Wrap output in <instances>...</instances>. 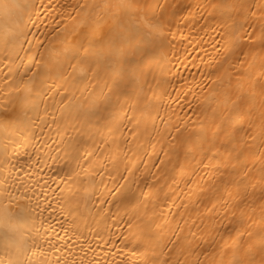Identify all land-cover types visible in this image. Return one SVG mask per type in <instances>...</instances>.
I'll return each mask as SVG.
<instances>
[{
    "label": "bare ground",
    "instance_id": "6f19581e",
    "mask_svg": "<svg viewBox=\"0 0 264 264\" xmlns=\"http://www.w3.org/2000/svg\"><path fill=\"white\" fill-rule=\"evenodd\" d=\"M0 264H264V0H0Z\"/></svg>",
    "mask_w": 264,
    "mask_h": 264
}]
</instances>
